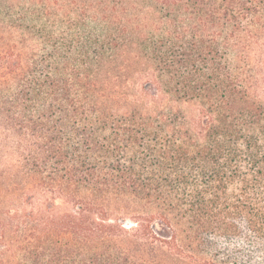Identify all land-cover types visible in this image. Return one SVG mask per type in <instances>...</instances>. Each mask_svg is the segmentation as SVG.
Here are the masks:
<instances>
[{
  "label": "trees",
  "instance_id": "1",
  "mask_svg": "<svg viewBox=\"0 0 264 264\" xmlns=\"http://www.w3.org/2000/svg\"><path fill=\"white\" fill-rule=\"evenodd\" d=\"M0 264H264V0H0Z\"/></svg>",
  "mask_w": 264,
  "mask_h": 264
}]
</instances>
